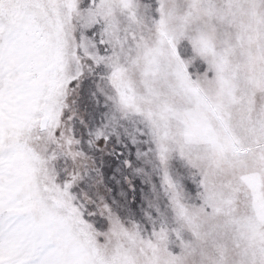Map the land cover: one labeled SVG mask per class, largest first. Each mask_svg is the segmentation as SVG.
Instances as JSON below:
<instances>
[{
    "label": "snow or ice",
    "instance_id": "obj_1",
    "mask_svg": "<svg viewBox=\"0 0 264 264\" xmlns=\"http://www.w3.org/2000/svg\"><path fill=\"white\" fill-rule=\"evenodd\" d=\"M0 264H264V0H0Z\"/></svg>",
    "mask_w": 264,
    "mask_h": 264
}]
</instances>
